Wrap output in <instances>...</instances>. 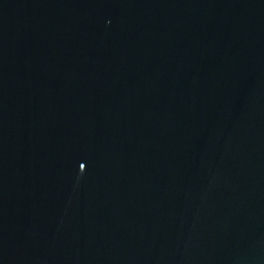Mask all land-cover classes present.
Returning <instances> with one entry per match:
<instances>
[{
	"label": "water",
	"instance_id": "1",
	"mask_svg": "<svg viewBox=\"0 0 264 264\" xmlns=\"http://www.w3.org/2000/svg\"><path fill=\"white\" fill-rule=\"evenodd\" d=\"M0 264H264V0H0Z\"/></svg>",
	"mask_w": 264,
	"mask_h": 264
}]
</instances>
